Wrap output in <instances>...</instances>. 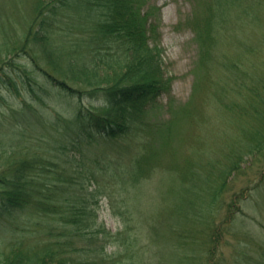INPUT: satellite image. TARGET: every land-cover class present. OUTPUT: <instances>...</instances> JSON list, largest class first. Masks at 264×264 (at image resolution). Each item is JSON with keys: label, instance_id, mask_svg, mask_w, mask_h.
<instances>
[{"label": "trees", "instance_id": "trees-1", "mask_svg": "<svg viewBox=\"0 0 264 264\" xmlns=\"http://www.w3.org/2000/svg\"><path fill=\"white\" fill-rule=\"evenodd\" d=\"M149 1L0 0V126L11 134L5 142L0 137V264H157L159 248L145 261L140 237L128 232L136 216L121 207L135 209L143 221L156 219L155 234L165 221L140 206L142 187L128 194L152 170L145 146L156 124L147 115L170 96L175 79L165 73L152 11H144ZM210 1L214 23L228 0ZM259 89L252 109L258 128L226 168L185 169L194 171L196 202L188 207L190 191L179 199V223L166 237L173 244L168 251L174 243L180 248L168 252L175 257L167 262L194 264L199 257L212 264L217 228L196 241V227L209 222L205 231L212 229L220 204L232 221L238 193L225 200L229 178L243 162L264 160V78ZM57 102L68 115L41 111ZM117 190L127 195L116 200ZM105 199L120 203L117 212L127 220L120 233L98 223ZM107 245L119 247L108 252ZM201 245L206 253L198 248L196 259L191 252Z\"/></svg>", "mask_w": 264, "mask_h": 264}, {"label": "rangeland", "instance_id": "rangeland-1", "mask_svg": "<svg viewBox=\"0 0 264 264\" xmlns=\"http://www.w3.org/2000/svg\"><path fill=\"white\" fill-rule=\"evenodd\" d=\"M226 2H222L224 11L220 16H224L219 18L222 21L214 23L207 8L212 5L210 0H150L144 7L145 12L152 11L149 21L156 26L154 40L162 49L165 73L175 78L170 96H164L161 105L147 115L156 124L147 132L151 142L145 146L146 155L152 151L148 157L152 170L138 178L128 192L142 187L140 193L145 201L140 206L160 220L164 217L165 221L157 226L159 236L153 228L150 230L156 219L143 221L138 211L121 203L126 213L136 216L128 232L140 237L137 251L144 255L145 261L151 258L153 261L152 251L159 248L157 264H172L167 260L175 256L168 252L180 248L178 242L174 243L176 248L168 251L167 246L173 244L167 243L166 236L170 235L171 225L179 223L174 211H179L178 203L187 197L183 192L190 191L189 208L196 202L194 171L189 169L186 174L185 169L194 166V170L207 171L213 167L224 170L230 156L239 153L258 128L252 109L260 80L264 78V0ZM41 111L48 117L59 112L68 115V107L61 102L51 103ZM6 128L0 126L4 142L11 135ZM252 163L243 162L242 169L233 173L228 190L224 191L226 201L238 193L232 205L236 210L234 220H225L227 208L220 204L213 209L216 211L212 229L205 231L210 226L207 221L196 227L200 229L196 241H206L207 234L217 228L218 236L212 237L210 244L212 264H264V182L261 183L264 160L257 157ZM115 194L116 200L127 195L118 190ZM100 202L98 223L113 233L125 230L127 220H122L117 212L120 203H110L108 199ZM118 247L107 245L106 249L110 252ZM198 248L200 255L206 253L204 245L197 246L191 252L196 259ZM197 260L194 264L205 262L199 257Z\"/></svg>", "mask_w": 264, "mask_h": 264}]
</instances>
